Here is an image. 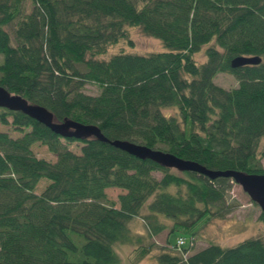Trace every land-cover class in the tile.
I'll list each match as a JSON object with an SVG mask.
<instances>
[{
  "label": "trees",
  "instance_id": "trees-1",
  "mask_svg": "<svg viewBox=\"0 0 264 264\" xmlns=\"http://www.w3.org/2000/svg\"><path fill=\"white\" fill-rule=\"evenodd\" d=\"M132 27L164 50L97 59ZM237 56L261 62L232 68ZM218 73L238 85L215 84ZM87 84L99 93H85ZM0 86L111 141L210 170L264 173V0H0ZM0 124L20 133L0 130V264H122L114 245L141 241L129 228L134 217L149 237L168 230L159 264H264L260 237L193 250L202 227L236 206L231 178L163 167L94 137L64 138L20 111L0 108ZM75 141L79 153L69 148ZM36 142L56 160L35 156ZM42 178L49 182L36 193ZM107 188L124 192L109 201ZM258 218L264 230V212ZM172 232L181 234L175 244ZM152 246L137 245L126 264Z\"/></svg>",
  "mask_w": 264,
  "mask_h": 264
},
{
  "label": "rangeland",
  "instance_id": "rangeland-1",
  "mask_svg": "<svg viewBox=\"0 0 264 264\" xmlns=\"http://www.w3.org/2000/svg\"><path fill=\"white\" fill-rule=\"evenodd\" d=\"M127 39L121 40L118 44L110 46L107 52L97 57L99 60H106L115 53L125 51L126 53H135L140 55H147L151 52L164 50L163 45L159 39L144 34L139 28H127ZM131 41L132 44L129 43ZM197 63L205 60L204 48L194 55ZM214 83L224 88H233L238 85V80L234 75L229 73H218L214 77ZM84 92L95 95L99 93L98 86L94 84H87L84 87ZM165 114H174L175 109L171 107L163 108ZM0 130L8 131L11 136H19L20 133L11 126L0 124ZM81 142H71L69 148L79 153ZM32 151L38 158L54 162L56 157L50 153L47 147L41 143H34ZM259 150H264V137L259 141ZM264 167V159H262ZM157 177L159 173H155ZM49 182L42 178L35 189L39 193L42 188ZM107 199L109 201H116L117 196L124 191L120 188H107L105 190ZM229 201L236 205L229 214L224 218H214L202 227L198 239L193 244V250L205 247L208 242L216 243L222 247H231L237 245L244 239L251 237H260L264 241V230L262 223L259 221V214L261 212L258 205L252 203L249 196L242 190L241 186L233 183L229 191ZM149 203V202H148ZM147 205V204H146ZM129 228L133 233L141 234V241L134 245L116 243L114 250L121 257L122 264H126L134 255V248L139 245H153L152 251L147 256L141 258L137 264H159L156 256L165 248L170 250V246L166 243L168 230L160 234L149 237L146 235L143 220L140 217H134L129 222ZM136 234V235H137ZM181 235L178 232H172L169 235V241L176 243V239ZM185 240V245L191 244L189 234L182 235ZM192 250V251H193Z\"/></svg>",
  "mask_w": 264,
  "mask_h": 264
},
{
  "label": "water",
  "instance_id": "water-1",
  "mask_svg": "<svg viewBox=\"0 0 264 264\" xmlns=\"http://www.w3.org/2000/svg\"><path fill=\"white\" fill-rule=\"evenodd\" d=\"M260 62L261 58L259 56H237L232 59L231 67L238 68L244 65H256ZM0 108L20 111L64 138L74 137L76 139H83L94 137L130 155L140 159H150L163 167L176 169L177 171L196 172L210 179H215L217 177L231 178L234 183L241 186L242 190L249 196L251 201L256 203L260 210L264 212V173H245L235 170H210L196 162L179 158L167 151L152 149L145 145L126 140L111 141L102 134L98 126L94 124H83L70 119L58 121L54 114L45 107L29 103L21 95L12 94L2 86H0Z\"/></svg>",
  "mask_w": 264,
  "mask_h": 264
},
{
  "label": "built area",
  "instance_id": "built-area-1",
  "mask_svg": "<svg viewBox=\"0 0 264 264\" xmlns=\"http://www.w3.org/2000/svg\"><path fill=\"white\" fill-rule=\"evenodd\" d=\"M177 244H178V245H182V244H183V239L179 238V239L177 240Z\"/></svg>",
  "mask_w": 264,
  "mask_h": 264
}]
</instances>
